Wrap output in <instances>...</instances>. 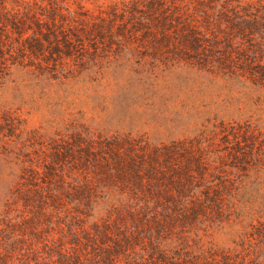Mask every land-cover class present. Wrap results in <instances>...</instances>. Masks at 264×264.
<instances>
[{
	"label": "rangeland",
	"instance_id": "1",
	"mask_svg": "<svg viewBox=\"0 0 264 264\" xmlns=\"http://www.w3.org/2000/svg\"><path fill=\"white\" fill-rule=\"evenodd\" d=\"M0 264H264V0H0Z\"/></svg>",
	"mask_w": 264,
	"mask_h": 264
}]
</instances>
